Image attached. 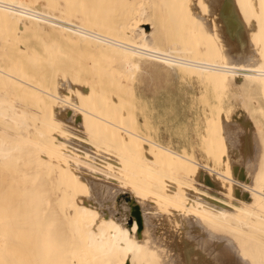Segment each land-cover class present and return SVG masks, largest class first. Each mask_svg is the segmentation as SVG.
<instances>
[{"label": "bare ground", "instance_id": "bare-ground-1", "mask_svg": "<svg viewBox=\"0 0 264 264\" xmlns=\"http://www.w3.org/2000/svg\"><path fill=\"white\" fill-rule=\"evenodd\" d=\"M190 1L0 0V264H171L207 225L264 264V0ZM142 75L182 92L203 151L146 110ZM154 214L176 229L151 257Z\"/></svg>", "mask_w": 264, "mask_h": 264}, {"label": "rangeland", "instance_id": "rangeland-1", "mask_svg": "<svg viewBox=\"0 0 264 264\" xmlns=\"http://www.w3.org/2000/svg\"><path fill=\"white\" fill-rule=\"evenodd\" d=\"M153 1L155 2V0ZM159 1L160 2L162 1L163 4L165 3L166 5L170 6L167 2H164V0H158V2ZM167 1L170 2L171 0H167ZM147 4L150 5L151 3H147ZM155 4L153 5L151 4V6L156 7L154 6ZM163 4L160 3L159 6ZM196 5H198L199 7L196 13L206 12V10L209 11V9H210L209 12H211L212 9L214 10V8L216 7V4L213 2V0H199V2H197V0H191L190 3H185V6H188V8H186V10L184 11V14H186L187 16V15H191L195 13L194 11L196 10L195 8ZM247 8L254 9L253 5H249ZM150 11L152 10L150 9ZM157 12L160 14V10H158ZM177 13L181 14V12H178V11ZM186 18H191V17L187 16ZM167 20L168 18L166 17V20H164V22H166ZM88 64L92 67L90 62L85 63L84 66L89 67ZM141 77L142 78L140 81H137L134 83V87L141 90L140 91L141 93L139 92L141 95L144 94L145 97L147 96L145 100V106H144L146 110H148L149 108L146 104H148L149 106L150 104H153V106L155 107L154 114L159 116V120H160L159 124L161 126L164 127L165 125L167 127L166 128L167 130L171 128V132L173 133V136L175 133L181 130L185 138L190 137V141L193 143L194 151H197V152L203 151L200 149V146H199L202 135L200 137H196V134L194 135L195 131L192 130V128L190 127L191 125L190 123L192 121H191V118H189L188 116L191 113L189 111L185 113L184 112L180 113V111L174 112L173 109L169 111V109L172 106L173 107L176 106V108H180L178 106H182L181 104L183 103L175 104L171 100V99H174L177 102H179V98L180 96H182V92L177 91L176 87H173V86L167 87L165 89L164 88L156 89L155 87L159 86L157 82L150 83L147 80L146 75H142ZM239 92L240 91L238 90L237 93ZM173 94H176V95H173ZM232 103L235 105L234 107H236L235 109L237 110L236 112L238 114H241L243 111V104L240 98L236 97L234 101H232ZM250 103L253 104L254 106V108H252L251 113L254 114L255 119L261 120L262 115L257 105H255L258 103L255 101L250 102ZM259 126H260V122L257 121L255 124V127H259ZM165 131L166 130H164V134L166 133ZM263 139H264V135H263ZM186 187H187V184H184L183 188H186ZM120 197L125 202L135 205V201L131 203L133 199L130 196V193L128 192V190H120V192L117 195L118 201L121 199ZM213 199H216V198H213ZM219 201L222 204L224 203V201L222 200H219ZM225 204L228 205L227 203ZM228 206L231 207L230 204ZM126 217L128 220H130L128 216ZM150 221H155L159 225H164L165 229L168 231V235L164 239H160L158 236H156L157 228L150 227V231H149V235L151 233L150 255L152 257L155 254H160L164 252L165 243L169 239V236H170L169 232L171 233V230H174L176 228L173 226L175 221L172 217H169L168 219H166L162 217L161 214H154V216L150 218ZM186 223H189V225L193 226L192 222L191 223L185 222V224ZM193 228L194 230L190 229V227L185 226L182 229L178 230L176 249L175 251H172L173 254L175 253L177 255V257L173 258V260L171 261V264H201V263L207 264V262L209 261L213 262V264H220L221 261L227 260L231 262L233 259H238V258L240 260L237 261L236 264H245V262H247V264H259L254 258H251L249 257V255L246 254V252L248 253V251L246 250V248L242 247L241 244L239 243L236 244V243H232V241H228L230 238L235 237L233 236L232 233L227 232L226 230L221 229V228L209 227V225H207L205 228L204 227L199 228V230L194 226ZM217 236H219L221 240ZM263 249L264 248L262 246L257 245L255 241H253L251 255L253 257H258L259 255L263 253L264 251ZM250 258L251 260L249 261Z\"/></svg>", "mask_w": 264, "mask_h": 264}, {"label": "snow or ice", "instance_id": "snow-or-ice-1", "mask_svg": "<svg viewBox=\"0 0 264 264\" xmlns=\"http://www.w3.org/2000/svg\"><path fill=\"white\" fill-rule=\"evenodd\" d=\"M126 211L131 213V212L135 211V209H126ZM129 223H131V221H129ZM207 264H213V262L209 261V262H207ZM220 264H232V262L224 260V261H221ZM245 264H247V262H245Z\"/></svg>", "mask_w": 264, "mask_h": 264}]
</instances>
